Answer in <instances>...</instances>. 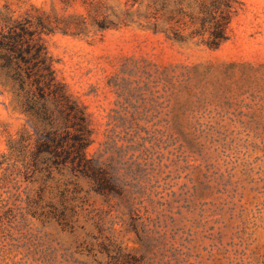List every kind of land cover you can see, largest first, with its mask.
Returning a JSON list of instances; mask_svg holds the SVG:
<instances>
[{"label": "rangeland", "instance_id": "rangeland-1", "mask_svg": "<svg viewBox=\"0 0 264 264\" xmlns=\"http://www.w3.org/2000/svg\"><path fill=\"white\" fill-rule=\"evenodd\" d=\"M241 2L211 50L165 32L193 0H0L71 18L48 48L116 185L0 166V264H264V0ZM27 126L0 82V158Z\"/></svg>", "mask_w": 264, "mask_h": 264}, {"label": "trees", "instance_id": "trees-1", "mask_svg": "<svg viewBox=\"0 0 264 264\" xmlns=\"http://www.w3.org/2000/svg\"><path fill=\"white\" fill-rule=\"evenodd\" d=\"M72 1L63 0L67 6ZM193 1L186 11L190 21L165 32L175 41L198 40L197 44L218 50L230 39L241 0ZM70 19L39 11L21 17L0 12V82L10 89L16 109L28 122L9 140L10 152L1 156L0 166L18 169L30 183L68 174L79 189L80 180H92L96 193L107 194L116 185L106 169L88 156L93 131L87 108L58 77L47 44V37L56 33L79 34Z\"/></svg>", "mask_w": 264, "mask_h": 264}]
</instances>
